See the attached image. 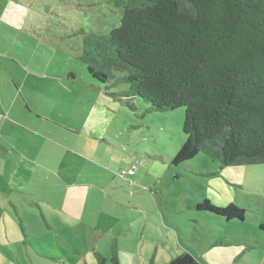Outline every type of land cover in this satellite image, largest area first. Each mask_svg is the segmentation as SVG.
Listing matches in <instances>:
<instances>
[{
  "label": "rangeland",
  "instance_id": "1",
  "mask_svg": "<svg viewBox=\"0 0 264 264\" xmlns=\"http://www.w3.org/2000/svg\"><path fill=\"white\" fill-rule=\"evenodd\" d=\"M13 1L28 5L29 18L6 32L9 42L14 38L12 51H21L11 66L32 106L65 126L38 120L41 133L29 138L45 150L58 149L55 162L69 165L67 172H78L82 181L85 174L95 183L103 180L108 192L97 189L108 193L109 202L103 223V194L96 190L83 192V219H74L48 205L42 211L26 203L16 211L0 187V264H100L94 248L102 250L106 264H113L114 254L121 264H264V164L221 168L200 153L174 165L185 140L184 107L148 111L149 104L137 98L132 109L86 84L84 65L76 59L82 30L109 33L120 25L122 7L112 0ZM68 67L77 77L60 79L57 73ZM133 167V176L122 174ZM44 180L54 178L40 171L37 181ZM51 189L46 195L62 207L57 199L65 190ZM205 197L222 206L233 202L246 216L227 220L197 210Z\"/></svg>",
  "mask_w": 264,
  "mask_h": 264
},
{
  "label": "trees",
  "instance_id": "2",
  "mask_svg": "<svg viewBox=\"0 0 264 264\" xmlns=\"http://www.w3.org/2000/svg\"><path fill=\"white\" fill-rule=\"evenodd\" d=\"M112 1L123 9L119 26L82 30L76 59L85 81L132 109L137 98L148 111L184 107L174 165L200 153L221 168L264 164V0ZM121 84L128 87L112 90ZM195 208L227 220L246 216L245 208L208 197ZM111 260L121 264L116 254Z\"/></svg>",
  "mask_w": 264,
  "mask_h": 264
},
{
  "label": "crops",
  "instance_id": "3",
  "mask_svg": "<svg viewBox=\"0 0 264 264\" xmlns=\"http://www.w3.org/2000/svg\"><path fill=\"white\" fill-rule=\"evenodd\" d=\"M28 18V5L15 3L13 0H8L7 4L0 5V187L16 211H20L21 207L26 203L38 206L42 211L48 205L52 207L53 211L60 209L74 219H83L81 217L84 212L83 208L87 205V201L84 200L85 197L82 195L83 192L88 191L89 188L90 191L96 190L101 192V190L97 189V185L105 189V192H108V190L106 191V186L101 179L98 183H95L93 182L94 180L87 179L90 176L89 174H85L87 178L82 181L78 178V172H67L70 169L69 165L55 162V155L60 156L58 149H47L45 147V150L43 146L32 143L33 139L29 138V134L41 133L35 127L38 120L54 124L59 128H64L65 126L54 120L53 117L49 118L42 115L37 108L32 106L25 96V84H23V81L16 74V68L11 66L10 59L17 61L16 57L17 55H21V51H12L15 46L14 38L11 37V41L9 42L6 32H14L13 28L23 27ZM16 35L17 40L27 45L18 33ZM71 71L74 72V69L68 67L57 74H59L58 77L62 80L75 79L76 76L69 75ZM88 85L98 89L90 84ZM98 90L102 91L101 89ZM21 95H23V100ZM63 95H66V93L64 92ZM63 101L67 102L71 100L68 98ZM40 171L45 174L47 179L53 177L54 180L51 182H46L45 180L37 181ZM11 172L14 176H12ZM67 174L70 178H67ZM110 182L109 186L111 187L112 184ZM46 187L52 188L58 194L61 193V189H63V192L65 190L66 193L57 199L62 207L57 206L46 195ZM102 194L103 197L99 202L101 203V212H99L98 218L102 219L103 223H106V217H103L102 209H104L105 203L109 202V197L108 193ZM59 196L56 195L55 197ZM7 215L9 216V214ZM13 225L15 226L16 223L14 222ZM94 225L96 232H100L101 230L99 229L102 227L100 228L97 220L94 222ZM94 249L95 251L102 252L99 248Z\"/></svg>",
  "mask_w": 264,
  "mask_h": 264
},
{
  "label": "built area",
  "instance_id": "4",
  "mask_svg": "<svg viewBox=\"0 0 264 264\" xmlns=\"http://www.w3.org/2000/svg\"><path fill=\"white\" fill-rule=\"evenodd\" d=\"M135 173H136V168L133 167V168H130L129 170H127V171H124L122 174L126 177V176L133 175Z\"/></svg>",
  "mask_w": 264,
  "mask_h": 264
}]
</instances>
